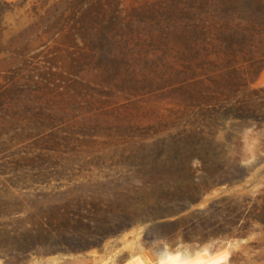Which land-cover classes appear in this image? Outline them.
Returning a JSON list of instances; mask_svg holds the SVG:
<instances>
[{
  "label": "rangeland",
  "instance_id": "rangeland-1",
  "mask_svg": "<svg viewBox=\"0 0 264 264\" xmlns=\"http://www.w3.org/2000/svg\"><path fill=\"white\" fill-rule=\"evenodd\" d=\"M102 4L0 0V264H264V0Z\"/></svg>",
  "mask_w": 264,
  "mask_h": 264
},
{
  "label": "bare ground",
  "instance_id": "bare-ground-1",
  "mask_svg": "<svg viewBox=\"0 0 264 264\" xmlns=\"http://www.w3.org/2000/svg\"><path fill=\"white\" fill-rule=\"evenodd\" d=\"M159 257V264H210V260L204 251L189 254L186 251L165 249L159 253ZM144 258L140 254H135L131 256L130 264H145Z\"/></svg>",
  "mask_w": 264,
  "mask_h": 264
},
{
  "label": "trees",
  "instance_id": "trees-1",
  "mask_svg": "<svg viewBox=\"0 0 264 264\" xmlns=\"http://www.w3.org/2000/svg\"><path fill=\"white\" fill-rule=\"evenodd\" d=\"M72 3L76 2L78 6L83 7L85 6V10L91 9V10H96L97 12L99 11H105V5L102 4V1H111V0H71ZM85 19V15L79 17L78 22L83 24ZM174 220H168V221H163L160 223V225H165V224H172L174 223ZM232 225H235V221L232 222Z\"/></svg>",
  "mask_w": 264,
  "mask_h": 264
}]
</instances>
